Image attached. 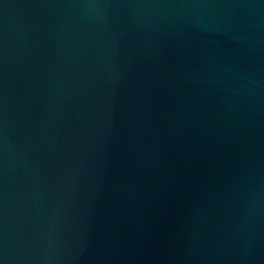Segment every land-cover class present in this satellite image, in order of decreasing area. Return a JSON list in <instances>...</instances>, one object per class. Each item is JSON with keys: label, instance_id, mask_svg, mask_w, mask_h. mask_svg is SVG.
<instances>
[{"label": "water", "instance_id": "1", "mask_svg": "<svg viewBox=\"0 0 264 264\" xmlns=\"http://www.w3.org/2000/svg\"><path fill=\"white\" fill-rule=\"evenodd\" d=\"M0 264H264V0H0Z\"/></svg>", "mask_w": 264, "mask_h": 264}]
</instances>
